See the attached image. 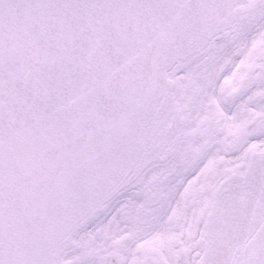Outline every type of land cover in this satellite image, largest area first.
<instances>
[{"label": "snow or ice", "instance_id": "obj_1", "mask_svg": "<svg viewBox=\"0 0 264 264\" xmlns=\"http://www.w3.org/2000/svg\"><path fill=\"white\" fill-rule=\"evenodd\" d=\"M0 264H264V0H0Z\"/></svg>", "mask_w": 264, "mask_h": 264}]
</instances>
